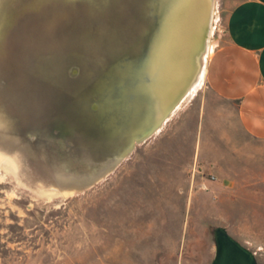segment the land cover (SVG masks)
Listing matches in <instances>:
<instances>
[{
	"label": "water",
	"instance_id": "obj_1",
	"mask_svg": "<svg viewBox=\"0 0 264 264\" xmlns=\"http://www.w3.org/2000/svg\"><path fill=\"white\" fill-rule=\"evenodd\" d=\"M3 7L0 165L68 199L109 178L191 96L206 69L216 0H5ZM71 8L87 11L59 20L73 27L60 32L74 44L73 59L66 48L57 63L5 62L7 40L14 32L25 38L16 35L21 19ZM213 236L211 264H259L225 227Z\"/></svg>",
	"mask_w": 264,
	"mask_h": 264
},
{
	"label": "rangeland",
	"instance_id": "obj_2",
	"mask_svg": "<svg viewBox=\"0 0 264 264\" xmlns=\"http://www.w3.org/2000/svg\"><path fill=\"white\" fill-rule=\"evenodd\" d=\"M236 1L216 0L212 51ZM203 76L157 135L84 193L49 197L0 165V264H211L217 227L259 243L264 142L208 92L202 116ZM251 251L264 264V250Z\"/></svg>",
	"mask_w": 264,
	"mask_h": 264
},
{
	"label": "crops",
	"instance_id": "obj_3",
	"mask_svg": "<svg viewBox=\"0 0 264 264\" xmlns=\"http://www.w3.org/2000/svg\"><path fill=\"white\" fill-rule=\"evenodd\" d=\"M200 90H205L203 117L208 92L221 103L235 104L242 131L264 142V0L227 6ZM250 242L253 246H245L251 250H264V236L259 243L254 238Z\"/></svg>",
	"mask_w": 264,
	"mask_h": 264
},
{
	"label": "flooded vegetation",
	"instance_id": "obj_4",
	"mask_svg": "<svg viewBox=\"0 0 264 264\" xmlns=\"http://www.w3.org/2000/svg\"><path fill=\"white\" fill-rule=\"evenodd\" d=\"M78 14L87 15V11L78 12L77 9H69L67 12L61 10H54L53 12H46L43 16H33L21 19L16 35L25 36L24 39H15L14 35L7 40L6 46L9 49V55L5 58V62L11 64L12 62H19L22 59L31 61L48 60L50 62H58L62 53H65L68 48L69 58L73 59L74 44L66 42L65 38L61 37V31H68L69 34L73 31V27L65 29L59 23L61 17L69 16L75 19ZM64 15V16H62ZM104 23V20H103ZM72 33V32H71ZM18 48L22 51V56L14 57L12 54ZM21 76L25 75V71H21ZM23 92V90H20ZM42 167L41 163H37L34 169L38 172Z\"/></svg>",
	"mask_w": 264,
	"mask_h": 264
},
{
	"label": "bare ground",
	"instance_id": "obj_5",
	"mask_svg": "<svg viewBox=\"0 0 264 264\" xmlns=\"http://www.w3.org/2000/svg\"><path fill=\"white\" fill-rule=\"evenodd\" d=\"M214 20H215V19H214ZM213 28H214V22H213V26H212V32H213ZM211 40H212V39H210V41H211ZM211 43H212V42H209V53H210V54L212 53ZM209 53H208V54H209ZM205 70H206V69H205ZM204 74H205V72H204ZM203 77H204V76H203ZM203 77H202V78H203Z\"/></svg>",
	"mask_w": 264,
	"mask_h": 264
}]
</instances>
